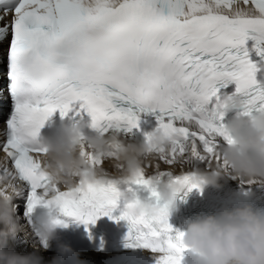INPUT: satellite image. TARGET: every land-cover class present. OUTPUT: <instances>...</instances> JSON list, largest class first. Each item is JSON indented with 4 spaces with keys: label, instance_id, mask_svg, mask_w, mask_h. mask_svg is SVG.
Instances as JSON below:
<instances>
[{
    "label": "snow or ice",
    "instance_id": "obj_1",
    "mask_svg": "<svg viewBox=\"0 0 264 264\" xmlns=\"http://www.w3.org/2000/svg\"><path fill=\"white\" fill-rule=\"evenodd\" d=\"M249 39L264 55V0H0V45H8V82L0 81V89L12 100L10 117L0 120L6 121L0 180L22 185L15 208L27 192L29 213L43 204L94 224L117 206L120 185L142 186L157 201L147 203L155 211L129 215L127 209L141 201L128 199L119 217L130 224L126 247L151 250L156 264H181L184 233L170 235L169 204L159 205L156 184L168 176L189 191L201 189L196 172L185 168L193 159L227 167L222 145L233 141L220 111L225 97L239 98L245 116L264 111V86L245 47ZM233 81L235 92L221 97L217 85ZM147 111L158 113L154 131L162 130L170 143L153 150L155 160L146 158L134 181L118 180L105 168L113 158L83 140L82 155L103 173L101 182L54 183L44 171L45 149L33 133L54 113L63 118L74 112L76 124L119 136L138 129V112ZM85 113L88 123L81 122ZM161 164L178 166L181 174L161 170ZM112 170L122 167L112 163ZM52 222L67 226L56 217ZM34 235L47 248V239Z\"/></svg>",
    "mask_w": 264,
    "mask_h": 264
},
{
    "label": "clouds",
    "instance_id": "obj_2",
    "mask_svg": "<svg viewBox=\"0 0 264 264\" xmlns=\"http://www.w3.org/2000/svg\"><path fill=\"white\" fill-rule=\"evenodd\" d=\"M220 111L226 115L234 110L237 114L226 124V132L232 143L224 147V164L211 163L206 170L197 171L196 179L201 189L207 185L218 187L222 177L234 176L244 181L264 185V111L245 116L243 102L239 98L225 97ZM84 124L63 126L59 134L41 142L45 149L42 156L44 171L54 183L72 185L79 178L85 183H99L103 173L92 169L89 160L82 155L81 142L86 141L89 149L112 157V163L122 167L117 179L131 182L144 171L145 159L155 160L154 149L163 148L170 138L162 130L151 132L150 140L131 142L116 134L102 135L93 131L86 134ZM40 130L33 135L38 136ZM6 163V160L4 161ZM88 168L85 174L81 170ZM22 187L18 182L3 178L0 180V222L10 223L16 211L13 203L15 192ZM185 188L176 182L161 185L160 197L175 207L176 195ZM121 198H126L120 192ZM45 207V206H44ZM129 215H140L155 208L139 202L127 209ZM54 217H47L40 233L51 239L59 224ZM181 245L198 253L206 264H264V215L251 206L223 210L219 215L197 217L188 223ZM47 250V248H44ZM0 264H36L30 256H23L14 250L0 247Z\"/></svg>",
    "mask_w": 264,
    "mask_h": 264
},
{
    "label": "bare ground",
    "instance_id": "obj_3",
    "mask_svg": "<svg viewBox=\"0 0 264 264\" xmlns=\"http://www.w3.org/2000/svg\"><path fill=\"white\" fill-rule=\"evenodd\" d=\"M5 47L0 45V81L3 82V61H2V52ZM5 92L3 89H0V101H3L0 104V120H2V113L6 109L5 102ZM3 133V122H0V134ZM3 160V154H0V161ZM208 167L207 161L203 163ZM105 168L110 171L112 175H118L115 171L112 170V162H108L105 164ZM186 170H192L193 164L189 163L185 166ZM197 167H195L196 169ZM161 170H170L176 174L181 173L180 167H169L167 165L161 164ZM155 167H149L147 169L148 174H151L155 171ZM229 182L234 184L237 188L241 187H252L260 193H264V185H256L249 182L244 181L242 178H237L234 176H226L225 177ZM19 199L15 200V203H18ZM6 243L7 247L11 250H14L16 253H19L23 256H30L34 254L35 256L40 258L42 264H52V263H61L70 260L81 259L83 257H89L95 261H99L108 255L98 254V253H86V254H76L71 258H59L57 255L53 254L50 251H46L44 249H40L38 246V242L32 231L24 224L23 219L18 214H14L12 217V221L10 223L0 222V247H2Z\"/></svg>",
    "mask_w": 264,
    "mask_h": 264
},
{
    "label": "rangeland",
    "instance_id": "obj_4",
    "mask_svg": "<svg viewBox=\"0 0 264 264\" xmlns=\"http://www.w3.org/2000/svg\"><path fill=\"white\" fill-rule=\"evenodd\" d=\"M3 46L5 47V43L3 44ZM3 53V52H2ZM3 55V54H2Z\"/></svg>",
    "mask_w": 264,
    "mask_h": 264
}]
</instances>
